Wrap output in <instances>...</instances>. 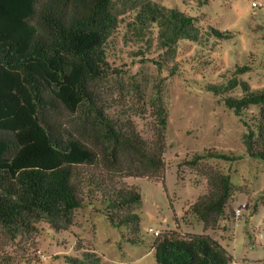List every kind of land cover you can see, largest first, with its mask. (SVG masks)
Here are the masks:
<instances>
[{"label":"trees","instance_id":"obj_1","mask_svg":"<svg viewBox=\"0 0 264 264\" xmlns=\"http://www.w3.org/2000/svg\"><path fill=\"white\" fill-rule=\"evenodd\" d=\"M133 6L136 36L155 26L167 50L179 41L202 39L191 16L147 2ZM117 22L112 0H0V230L11 240L34 231L39 222L54 230L70 226L76 210L92 205L94 192L109 223L129 232V244L143 242L141 220L133 212L140 194L121 180L162 177L167 113L161 102L154 103L155 125L147 141L125 113H118L119 103L100 94L98 86L110 75L106 47ZM203 35L229 39L226 31L213 28ZM237 86L243 95L224 99V105L237 117L261 108L257 118L244 122L245 148L249 158L264 162V90L251 91L233 80L215 93ZM205 157L236 160L207 152L190 165ZM207 184L210 191L191 211L204 229H213L232 188L221 173L209 176ZM153 250L155 264H233L207 235H164ZM65 260L99 262L91 254Z\"/></svg>","mask_w":264,"mask_h":264},{"label":"rangeland","instance_id":"obj_2","mask_svg":"<svg viewBox=\"0 0 264 264\" xmlns=\"http://www.w3.org/2000/svg\"><path fill=\"white\" fill-rule=\"evenodd\" d=\"M145 2L194 18L201 41H179L167 50L160 46L155 26L134 35L133 4ZM254 2L262 7L253 8ZM112 10L118 22L106 47L110 75L98 86L100 94L106 102H118V113H125L147 141L155 125L154 103L161 102L167 113L162 177L121 180L140 194L133 212L140 217L143 242L129 244V232L109 223L105 205L93 192L92 205L76 210L71 225L61 230L39 222L14 240L0 230V261L69 264L66 258L91 254L98 264H155L156 239L207 235L232 263L264 264V162L247 156L244 125L261 108L250 107L237 117L224 99L242 96V88L215 93L233 80L251 91L264 90V0H112ZM208 28L226 31L229 39H206ZM244 67L248 71L237 74ZM207 152L236 160L205 157L190 165ZM214 173L228 176L232 196L216 227L204 229L191 206L208 194L207 178ZM242 205L236 217L234 211Z\"/></svg>","mask_w":264,"mask_h":264},{"label":"built area","instance_id":"obj_3","mask_svg":"<svg viewBox=\"0 0 264 264\" xmlns=\"http://www.w3.org/2000/svg\"><path fill=\"white\" fill-rule=\"evenodd\" d=\"M252 7H253V8H256V9H257V8H261V7H262V4H259V3H257V2H254V3H252ZM244 208H245V205H242V206H240L239 208H237V209L234 211L235 216L238 217V216L240 215L241 211L244 210ZM148 231L151 232V233L153 232V235H155V237L158 236V233L155 232V231H153L152 229H149ZM233 264H235V263H233Z\"/></svg>","mask_w":264,"mask_h":264}]
</instances>
